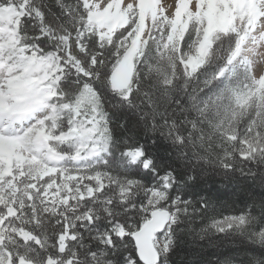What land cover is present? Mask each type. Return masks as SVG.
<instances>
[{
    "label": "snow or ice",
    "instance_id": "1",
    "mask_svg": "<svg viewBox=\"0 0 264 264\" xmlns=\"http://www.w3.org/2000/svg\"><path fill=\"white\" fill-rule=\"evenodd\" d=\"M0 264H264V0H0Z\"/></svg>",
    "mask_w": 264,
    "mask_h": 264
}]
</instances>
